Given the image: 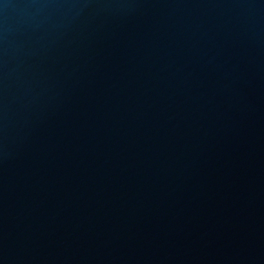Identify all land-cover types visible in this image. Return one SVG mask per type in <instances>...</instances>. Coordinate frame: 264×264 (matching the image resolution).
<instances>
[{
  "label": "water",
  "instance_id": "95a60500",
  "mask_svg": "<svg viewBox=\"0 0 264 264\" xmlns=\"http://www.w3.org/2000/svg\"><path fill=\"white\" fill-rule=\"evenodd\" d=\"M0 264H264V0H0Z\"/></svg>",
  "mask_w": 264,
  "mask_h": 264
}]
</instances>
